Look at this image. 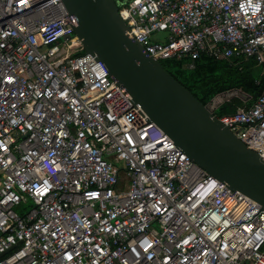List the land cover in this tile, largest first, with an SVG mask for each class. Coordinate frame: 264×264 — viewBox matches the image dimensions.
<instances>
[{
  "label": "built area",
  "instance_id": "2783aa9c",
  "mask_svg": "<svg viewBox=\"0 0 264 264\" xmlns=\"http://www.w3.org/2000/svg\"><path fill=\"white\" fill-rule=\"evenodd\" d=\"M116 11L154 61H253L260 94L214 117L264 161V0ZM75 26L61 0H0V264H264V209L149 122Z\"/></svg>",
  "mask_w": 264,
  "mask_h": 264
},
{
  "label": "water",
  "instance_id": "95a60500",
  "mask_svg": "<svg viewBox=\"0 0 264 264\" xmlns=\"http://www.w3.org/2000/svg\"><path fill=\"white\" fill-rule=\"evenodd\" d=\"M83 52L102 63L174 146L207 175L264 209V161L125 34L112 0H61Z\"/></svg>",
  "mask_w": 264,
  "mask_h": 264
},
{
  "label": "trees",
  "instance_id": "16d2710c",
  "mask_svg": "<svg viewBox=\"0 0 264 264\" xmlns=\"http://www.w3.org/2000/svg\"><path fill=\"white\" fill-rule=\"evenodd\" d=\"M115 6L116 3L114 2ZM161 68L202 106L217 96L221 98L238 92L243 99L220 100L215 104L213 115L217 118L231 114L238 107H249L262 91L260 69L251 59L233 57L212 59L201 55L193 62L192 69H185L182 61H157ZM19 212V210H17Z\"/></svg>",
  "mask_w": 264,
  "mask_h": 264
},
{
  "label": "rangeland",
  "instance_id": "374dc122",
  "mask_svg": "<svg viewBox=\"0 0 264 264\" xmlns=\"http://www.w3.org/2000/svg\"><path fill=\"white\" fill-rule=\"evenodd\" d=\"M115 1V3H117V0H114ZM156 37H160L159 35L158 36H156ZM232 98H238V99H243V97H242V95H240V93H238V92H231V93H228V94H226V95H224L222 98H220L219 100H231ZM215 100H216V98H214ZM213 99V100H214ZM218 100V103L220 102ZM25 206L24 205H21L20 206V208H24Z\"/></svg>",
  "mask_w": 264,
  "mask_h": 264
},
{
  "label": "flooded vegetation",
  "instance_id": "af4514ba",
  "mask_svg": "<svg viewBox=\"0 0 264 264\" xmlns=\"http://www.w3.org/2000/svg\"><path fill=\"white\" fill-rule=\"evenodd\" d=\"M216 98V100L214 99H212L211 100V102L208 104V109L209 110H212V109H214L215 108V104H218V100L221 98L220 96H217V97H215ZM220 101V100H219Z\"/></svg>",
  "mask_w": 264,
  "mask_h": 264
},
{
  "label": "crops",
  "instance_id": "0c3cea01",
  "mask_svg": "<svg viewBox=\"0 0 264 264\" xmlns=\"http://www.w3.org/2000/svg\"><path fill=\"white\" fill-rule=\"evenodd\" d=\"M258 68V67H257ZM259 75H260V72H259Z\"/></svg>",
  "mask_w": 264,
  "mask_h": 264
}]
</instances>
